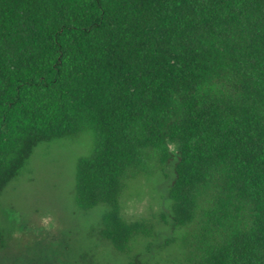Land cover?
Wrapping results in <instances>:
<instances>
[{"label":"trees","instance_id":"1","mask_svg":"<svg viewBox=\"0 0 264 264\" xmlns=\"http://www.w3.org/2000/svg\"><path fill=\"white\" fill-rule=\"evenodd\" d=\"M82 132L74 202L127 264L155 231L121 196L167 167L182 264H264V0H0V196Z\"/></svg>","mask_w":264,"mask_h":264},{"label":"rangeland","instance_id":"2","mask_svg":"<svg viewBox=\"0 0 264 264\" xmlns=\"http://www.w3.org/2000/svg\"><path fill=\"white\" fill-rule=\"evenodd\" d=\"M91 146V135L63 136L35 146L20 175L0 196V223L7 232L0 264H127L95 231L102 206L79 209L73 198L77 157ZM170 167L128 182L120 203L127 219L145 218L154 235L137 238V264H182V250L172 229L166 197Z\"/></svg>","mask_w":264,"mask_h":264}]
</instances>
